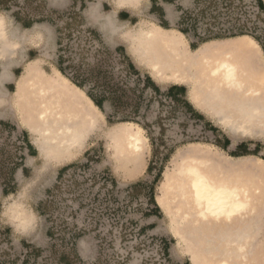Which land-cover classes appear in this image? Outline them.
<instances>
[{
	"label": "rangeland",
	"instance_id": "374dc122",
	"mask_svg": "<svg viewBox=\"0 0 264 264\" xmlns=\"http://www.w3.org/2000/svg\"><path fill=\"white\" fill-rule=\"evenodd\" d=\"M150 2H141L135 21L152 19L148 16ZM163 2L171 5L175 18L158 24L185 29L188 45L195 46H190L192 50L202 46L201 38L231 40L243 35H238L239 30L264 42V8L259 0H181L182 6ZM1 6L0 11L8 16L38 22L26 31L9 24L20 35L34 27L41 33V39L35 40L38 48L29 41L21 48L34 47L30 55L44 59L45 71L52 65L60 67L82 91L104 98L102 109L96 105L99 113L92 110L95 129L85 144L69 159L46 169L37 159L30 162L36 150L20 121L6 113L0 116V254L5 251L16 256V264L23 260L25 264H59L62 253L71 258L73 252L79 256L75 264H211V257L196 249L197 233L186 231L189 208L183 200L165 199V184L176 165L204 145L229 161L245 159L244 170L224 172L244 182L253 181L261 191L254 219H261L255 239H261L263 248L256 264H264V167L255 162L256 157H264V140L233 143L192 107L184 85L155 84L147 68L131 60L117 36L105 37L84 16L87 4L84 8L72 4L53 8L48 0H26L21 9ZM110 10L105 8L106 13ZM185 13L191 15L188 21L178 23ZM233 30L234 36L227 37ZM249 34L246 36L251 38ZM250 40L256 44L252 60L264 62L260 44L253 37ZM45 48L48 57L43 55ZM172 61L169 56L164 59L165 63ZM146 77L152 79L143 90ZM171 86L183 90L169 92ZM123 124L138 126L144 140L133 162L116 163L107 143L115 125ZM11 199L20 200L29 213L32 223L27 228H16L5 215ZM170 203L179 206L172 211L173 218L166 210Z\"/></svg>",
	"mask_w": 264,
	"mask_h": 264
},
{
	"label": "bare ground",
	"instance_id": "6f19581e",
	"mask_svg": "<svg viewBox=\"0 0 264 264\" xmlns=\"http://www.w3.org/2000/svg\"><path fill=\"white\" fill-rule=\"evenodd\" d=\"M112 1L113 10L103 14L102 20L94 14L92 19L96 18L105 37L117 36L122 41L131 60L138 67H146L155 84L184 85L192 107L222 129L233 143L238 139L264 140V62L252 60L256 53L252 37L243 34L218 42L208 39L192 50L185 34L177 28L164 27L149 18L135 25V33L120 36L124 23H118L114 16L120 0ZM14 30L11 29L10 37L18 35L17 29ZM1 32L0 29L7 39ZM47 50L43 55L48 57ZM168 56L173 61L165 63ZM33 81L29 79L25 85L17 83L20 95H14L11 100L36 150V157L30 158V162L37 159L46 169L62 155L77 152L84 145L82 137L88 134V128L95 129L91 125L92 110L97 111L98 107L89 97L53 93L46 80ZM60 89L65 88L59 86ZM115 126L107 143L112 161L133 162L144 140L141 129L134 124ZM194 151V156L179 162L170 174L165 184V199L183 200L189 208L190 223L185 224L186 231L197 233L196 249L205 257L209 255L211 264H256L257 254L263 253L261 239H255L261 219L259 216L257 221L254 219L255 201L261 197V191L253 181L244 182L224 172L244 170L245 159L229 161L204 145ZM255 162L264 167L263 158L256 157ZM174 209L179 210V206L172 203L166 209L171 218ZM4 213L16 228H27L32 223L20 200L12 201ZM172 233L175 236L176 230Z\"/></svg>",
	"mask_w": 264,
	"mask_h": 264
},
{
	"label": "crops",
	"instance_id": "0c3cea01",
	"mask_svg": "<svg viewBox=\"0 0 264 264\" xmlns=\"http://www.w3.org/2000/svg\"><path fill=\"white\" fill-rule=\"evenodd\" d=\"M143 0H120L118 1V7L115 8L114 16L118 23H124V26L121 30V35H124V33H135V29L137 28L135 25H139V23L143 24L144 22H141V19L138 21H135L137 17H139L140 13V5ZM149 8H148V16L152 17L151 20L159 23L158 21H166L168 19L173 20L175 18V12L172 10L171 5L164 4L163 0H150ZM171 3H175V5L182 6L181 0H169ZM49 4L53 8H64L69 5H75L77 8H84L87 4L88 7L85 10V17L89 18L93 22L96 23V16L98 19H101L103 14H105V8H111L113 10L114 3L112 0L105 1V0H48ZM26 3V0H0V8L1 5L7 4L8 7H12L14 9H21V5H24ZM121 3V4H120ZM92 5V6H91ZM166 5V10H165ZM96 8H93V7ZM168 8V9H167ZM110 10V11H111ZM159 10L160 13H157ZM94 12V13H93ZM109 12V11H108ZM102 13V14H101ZM95 15V17L92 19V17ZM168 17V19H167ZM170 17V18H169ZM85 18V19H86ZM19 19V20H18ZM143 19V18H142ZM102 20V19H101ZM99 20V21H101ZM8 23L12 22L20 31L21 30H27L29 26H37L38 22H34L31 20V22L26 23V19H20L17 16H8L5 11H0V29L3 31L1 33H5L6 38L3 37V34H0V116L2 114H7V109L9 110L8 115L11 117L17 118L16 110L12 105L11 97L13 98L14 95H20V91L17 92V83H20L21 85H25L29 79H32L34 81L37 80H46L47 84H50V86L53 88L52 92H65V93H73L74 95L78 96L79 98L83 97H89L84 91H82L76 84L71 82V80L66 77L58 68L55 66H51L49 71L44 70V59L41 57H34L31 56L30 53L35 51V48H38V42H35L37 39H41V33L37 30V28L30 31H27L25 34H19L14 36H11L14 38V40L10 37V34L13 33L16 30L10 29V24L6 26ZM99 31L100 25L96 23ZM7 28H9L7 30ZM8 31V32H7ZM18 31V30H17ZM10 32V33H9ZM9 34V35H8ZM12 35V34H11ZM25 37H24V36ZM20 40H16V38ZM18 36V37H17ZM23 37V38H22ZM123 38V37H122ZM5 39V40H2ZM31 42L36 45V47L28 49L27 51L24 50V48H21L22 44ZM122 43V41H121ZM45 46V45H44ZM43 46V47H44ZM6 48H9L8 50ZM16 48V49H15ZM15 49V50H14ZM5 50V51H4ZM7 50V51H6ZM14 51V52H13ZM46 51V48H45ZM48 51V50H47ZM20 53V54H19ZM19 59H18V56ZM48 54V52H47ZM2 58V60H1ZM21 61H24V64L22 65ZM22 65V68H21ZM36 78V79H35ZM33 81V82H34ZM59 83L61 85H59ZM13 86L12 90H9V86ZM163 85H167L163 84ZM59 86L64 87L65 89L59 90ZM159 90V87H157ZM24 88L21 87L20 90L22 91ZM67 94V95H69ZM58 96V94H57ZM4 97V98H3ZM90 98V97H89ZM14 99V98H13ZM5 110V111H4ZM15 112V113H14ZM3 116V115H2ZM89 132L87 135L82 137L83 144H85V140L87 137L91 135L90 127L88 128ZM83 145H81L82 147ZM80 147V148H81ZM79 148V149H80ZM76 152L72 153H66L62 155L61 159L56 160L54 164H52L50 167H56L61 162H63L66 158L69 159L71 155L75 154ZM68 156V157H67ZM32 158V157H30ZM32 221V220H31Z\"/></svg>",
	"mask_w": 264,
	"mask_h": 264
},
{
	"label": "trees",
	"instance_id": "16d2710c",
	"mask_svg": "<svg viewBox=\"0 0 264 264\" xmlns=\"http://www.w3.org/2000/svg\"><path fill=\"white\" fill-rule=\"evenodd\" d=\"M259 3L261 4V6L264 8V5H263V3H262V1L261 0H259ZM183 16L184 17H180V20H179V22L178 23H181V22H184V21H188V19L187 18H190V14L189 13H185V14H183ZM162 26H164V27H166L164 24H161ZM177 29L180 31V32H182L183 34H185L186 35V30L185 29H179L178 27H177ZM189 30V29H188ZM234 33H235V30H233V31H229V33L227 34L226 33V35H227V37H231V36H234ZM238 35L239 34H249V33H246V32H244V31H242V30H239L238 32ZM250 36H252L255 40H257V42L260 44V46H261V48H262V50H263V52H264V42H262V40H260L258 37H256V36H254V35H252V34H249ZM205 39L204 38H201L200 39V41L202 42V41H204ZM192 48H194L195 46H193L192 44L190 45ZM63 74H64V72H63V70L60 68V67H57ZM74 84H76L78 87H80V88H82V86L78 83V82H76V81H74L73 79H70ZM150 80L151 79H149V78H145V80H144V85H143V90H146L147 88H148V86H149V83H150ZM156 89L155 90H158V88L157 87H155ZM174 90H183V87L181 88V87H176V86H171V87H169V89H168V91L169 92H172V91H174ZM86 92V91H85ZM87 93V95L92 99V101L100 108V109H102V107H103V98L104 97H98V98H96V97H94L93 95H91L89 92H86ZM263 159H264V157H263ZM12 178V177H11ZM72 245H73V243H71ZM38 251V250H37ZM77 260H79V256L75 253V252H73L72 253V257L70 258L69 257V255H66V254H64V253H62L61 255H60V258H59V264H75V261H77ZM16 262H17V257L16 256H13V257H11V255L9 254V253H7V252H5V251H2L1 252V254H0V264H16ZM26 263V261L25 260H23L20 264H25Z\"/></svg>",
	"mask_w": 264,
	"mask_h": 264
}]
</instances>
